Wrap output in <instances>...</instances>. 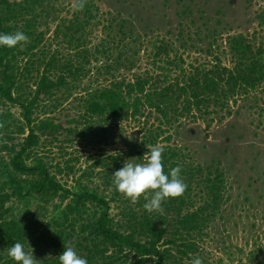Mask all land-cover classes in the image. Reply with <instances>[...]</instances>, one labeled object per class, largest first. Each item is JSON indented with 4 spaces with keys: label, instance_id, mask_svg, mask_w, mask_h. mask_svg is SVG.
I'll use <instances>...</instances> for the list:
<instances>
[{
    "label": "trees",
    "instance_id": "trees-1",
    "mask_svg": "<svg viewBox=\"0 0 264 264\" xmlns=\"http://www.w3.org/2000/svg\"><path fill=\"white\" fill-rule=\"evenodd\" d=\"M75 5L72 18L61 20L62 0H0V32L20 30L29 37L15 48L0 47V264H16L7 250L17 241L33 251L37 264H59L64 246L73 247L88 264H190L202 255L201 243L230 200L219 162L193 167L162 147L165 172L179 166L187 189L183 196L165 200L162 211L148 212L143 196L133 203L116 191L112 174L121 166L114 157L96 160L90 171L80 170L76 184L69 186L57 175H76L74 160H58L51 153L56 147L62 153L71 136H98L113 122L143 121L149 127L142 145L153 147L166 126L193 111L211 117L208 127L223 120L230 115L231 102L264 84V37L257 43L255 36H228L230 65L216 57L209 67L190 69L178 54L171 56V42L157 39L154 69L128 80L114 75L136 65L137 52L129 46L124 26L115 50L95 47L89 39L101 23L99 9L93 0H85L83 10ZM259 19L264 27V13ZM57 21L52 39L56 48L51 50L45 44L48 25ZM99 55L114 59L92 68L93 75L103 71L110 79L81 88L74 98L78 104L67 108L70 90L87 79V67ZM173 69L178 74L171 77ZM152 117L158 125L150 124ZM14 200L26 206L36 202L37 207L16 213L7 206ZM56 200L52 218L43 224L47 205ZM113 203H120L121 220L111 214ZM257 252L252 254L256 258L264 255L263 247Z\"/></svg>",
    "mask_w": 264,
    "mask_h": 264
},
{
    "label": "rangeland",
    "instance_id": "rangeland-1",
    "mask_svg": "<svg viewBox=\"0 0 264 264\" xmlns=\"http://www.w3.org/2000/svg\"><path fill=\"white\" fill-rule=\"evenodd\" d=\"M77 1L62 0L59 8L62 11L58 18H72ZM93 2L99 9L101 23L92 30L89 42L95 47L104 46L115 50L116 44H120L119 38L122 37L120 26H124V33L130 41L129 46L133 53L137 52L134 56L136 65L132 71L121 70L114 72V75L128 80L154 69L152 52L157 39L171 42L175 46V53H171V56L178 54L183 59L185 68L190 69V66L198 64L209 67L216 57L230 65L225 45L228 36H255L257 43L264 37V27L260 26L259 19L264 13V0ZM57 24L59 21L50 22L48 25L49 33L45 44L51 46V50L56 48L52 39ZM41 30H45V27H41ZM210 44L213 45L212 48ZM112 59L114 58L106 59L102 55H99L98 62L92 59L91 65L87 67L91 71L89 76L77 89L70 90L72 97L64 101L67 108L78 104L74 102V98L82 94L81 88L93 84L95 86L97 81L103 83L110 79V75L103 71L100 76L93 74L96 68L110 65ZM94 67L96 68L92 70ZM176 74L178 71L173 69L171 77ZM12 111L18 114L17 108H12ZM228 111L230 115L223 120L215 119L210 127L208 123L211 117H201L197 111H193V115L166 126V134L158 145L175 152L182 158L183 163L193 167L205 168L219 162L225 173L226 194L230 196V200L213 221L201 243L204 251L199 257L203 263L264 264L262 253L259 258L252 255L259 252L261 246L264 251V84L249 95L231 102ZM155 118L150 119V124L158 125ZM142 122H113L105 133L99 130L98 136H71L73 140L64 145V151L60 153L56 147L51 157L62 161L73 159L76 175H57V178L61 182L67 181L69 186H74L81 174L80 170L90 171V166L102 158L114 157L121 167L127 162H145L152 147L142 145L145 130L149 127L142 125ZM81 128L80 126L78 130ZM164 138H171V141L166 142ZM81 182H86L85 178ZM36 204L34 202L26 206L14 200L7 206L18 213L34 210ZM55 204H58L57 200L47 205L48 213L43 224L47 225L52 218ZM111 206L112 216L117 221L121 220V209L117 207L120 203H113Z\"/></svg>",
    "mask_w": 264,
    "mask_h": 264
},
{
    "label": "clouds",
    "instance_id": "clouds-1",
    "mask_svg": "<svg viewBox=\"0 0 264 264\" xmlns=\"http://www.w3.org/2000/svg\"><path fill=\"white\" fill-rule=\"evenodd\" d=\"M75 7L78 11L83 10L85 0H79ZM28 41L29 37L20 30L11 33L0 32V47L11 49ZM112 175L116 191L133 203L143 196L146 201L143 207L148 212L162 211L165 200L181 197L187 189L179 166L165 172L164 149L159 145L151 148L145 162L124 163ZM7 255L16 264H37L38 260L34 257L33 251H26L25 244L19 241L8 248ZM58 260L59 264H88V259L71 246H64ZM190 264H203V260L196 256L191 259Z\"/></svg>",
    "mask_w": 264,
    "mask_h": 264
}]
</instances>
